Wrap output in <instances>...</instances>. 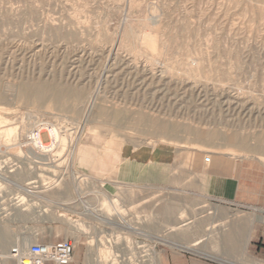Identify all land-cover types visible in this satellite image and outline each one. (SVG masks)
Instances as JSON below:
<instances>
[{
    "label": "rangeland",
    "instance_id": "rangeland-1",
    "mask_svg": "<svg viewBox=\"0 0 264 264\" xmlns=\"http://www.w3.org/2000/svg\"><path fill=\"white\" fill-rule=\"evenodd\" d=\"M128 1L0 0V93L6 95L0 99V106L16 110L15 115L0 113V119L7 118L10 121L6 124L18 126L17 132L6 135L4 129L9 125L0 123V128L5 127L0 129V161L6 162L0 170V227L8 231L6 242H0V264H19L13 251L25 254L33 243L67 239L75 246L72 264H112L117 247L114 242L128 252L130 237L143 238L106 218L118 221L121 215L146 233L164 235L168 223L183 212L205 215L195 220L202 225L201 233L216 218L208 210L231 212L228 205L216 201L182 193L180 201L174 199L176 195L168 199L166 192L103 179L80 158L79 147L88 129L105 127L142 136H163L152 123L136 120L138 115H144L156 123H165L172 135L180 124V141L186 145L199 142L196 147L201 149L204 160L207 154L227 152L264 161L253 149L257 143L264 146V0H136L131 7ZM125 8L130 16L122 36L124 45L113 61L107 50L118 39L115 29L119 19L127 17ZM147 22H154L157 28L162 26L157 35L160 42L169 43L163 60L173 62L171 72L161 73V67L149 72L144 56L132 52L142 46L140 38L147 31ZM194 67L196 70H192ZM106 76L111 81L102 94L105 101L99 100L97 105L104 106L108 115H92L83 125L78 123L74 111L60 112L56 106L41 107L26 96H17V85L27 79L44 77L76 84L82 77L102 80ZM70 102L71 99L68 105ZM117 111L122 112L120 117L114 116ZM42 118L59 124L66 146L61 144L45 154L25 145L23 138ZM213 131L223 136L235 134L244 138L248 146L209 147L203 142L209 139L207 133ZM42 138L49 142L46 135ZM215 140L216 144L226 143ZM32 151L45 155L44 159L36 163ZM82 178L87 180L81 182ZM32 179L38 182L33 184L36 187L31 193L25 189H29L27 183ZM103 185L120 201L116 207L121 213L108 215L103 210L97 219L86 207H101ZM60 214L83 224L78 233L71 231L69 224L58 217ZM217 224L213 239L194 248L214 254L217 260L245 261L248 256L242 250L226 245V223ZM189 229L186 226L179 234H168V238L180 243L192 241L198 233L189 235ZM113 231L123 232V236L114 241ZM162 247L167 246L158 245L159 250Z\"/></svg>",
    "mask_w": 264,
    "mask_h": 264
},
{
    "label": "crops",
    "instance_id": "crops-1",
    "mask_svg": "<svg viewBox=\"0 0 264 264\" xmlns=\"http://www.w3.org/2000/svg\"><path fill=\"white\" fill-rule=\"evenodd\" d=\"M79 153L98 176L119 185L159 190L166 192L168 199L176 195L174 199L179 201L180 193L227 201L234 215L224 212L226 216L220 220L226 223V245L250 257L241 261L264 264V212L253 209L264 207V161L218 152L207 154L211 159L205 163L195 143L180 141V124L170 137L142 136L105 127L88 129ZM183 243L189 245L191 241ZM188 250L162 247L159 264H229L228 259L217 260L213 254Z\"/></svg>",
    "mask_w": 264,
    "mask_h": 264
},
{
    "label": "bare ground",
    "instance_id": "bare-ground-1",
    "mask_svg": "<svg viewBox=\"0 0 264 264\" xmlns=\"http://www.w3.org/2000/svg\"><path fill=\"white\" fill-rule=\"evenodd\" d=\"M128 1V0H127ZM138 1V0H137ZM136 2V0H129L128 1V6H132L134 3ZM182 2V1H181ZM126 4V3H125ZM85 8V7H84ZM34 7H33V11H34ZM75 10V9H74ZM80 10V9H78ZM83 9H81L82 11ZM85 10V9H84ZM87 10V9H86ZM126 10V8H125ZM73 11V10H72ZM35 12V11H34ZM80 12V11H79ZM84 12V11H83ZM82 12V13H83ZM127 12V10H126ZM22 13V12H21ZM32 13V12H31ZM30 13V14H31ZM78 13V12H77ZM81 13V12H80ZM39 14V13H38ZM73 14V13H72ZM87 14V13H86ZM21 15V14H20ZM81 15V14H80ZM29 16V15H28ZM75 16V15H74ZM123 16V15H122ZM129 16L130 13L127 12V17L123 18L121 17V19H119L117 25H116V29H115V33L116 36H118V39H114L112 42L110 40V44H109V48L107 50V54L108 55H112L113 56V61L115 59H117L118 57V53H119V48L122 45V36L123 33L126 29V26L128 24L129 21ZM77 17V15H76ZM82 17V16H80ZM78 18V17H77ZM119 18V17H118ZM139 18V17H138ZM79 19V18H78ZM85 19V18H84ZM76 20V19H75ZM137 20V18H136ZM145 20H148L145 18ZM151 20V19H150ZM220 20V19H219ZM24 22V21H23ZM39 22V20H38ZM86 22V21H85ZM71 23H75V22H71ZM140 23V22H139ZM30 25V24H28ZM73 25V24H72ZM137 25V24H136ZM147 27H145L147 29L145 35L143 37H141V44L142 46L140 48L136 47L133 48L132 52H134L135 55H143L145 58V63L147 64V66L150 68V70L144 69L145 71L149 70V72L154 71L157 67H161V73H164L166 71L171 72L174 69V64L172 63H167L163 60V58L166 56H164L165 51L167 49V45L166 43H162V41H159L158 35H157V31L159 30L158 27L157 28V24H155L154 22H147L146 23ZM76 26V24H75ZM143 26V25H142ZM30 28V26H28ZM101 27V26H100ZM132 27V26H131ZM139 27V26H138ZM162 27V26H161ZM160 27V28H161ZM56 30H62L61 28L55 27ZM133 28V27H132ZM141 29V28H140ZM185 29V28H184ZM108 30V29H107ZM42 31V30H41ZM86 31V30H85ZM22 32V31H21ZM109 32V30H108ZM144 32V31H143ZM163 32V31H162ZM99 33V32H98ZM113 33V32H112ZM121 33V34H120ZM23 34V33H22ZM21 34V35H22ZM142 34V33H141ZM164 34V33H162ZM93 35V34H92ZM99 35V34H98ZM139 35V34H137ZM78 36V35H77ZM25 37V36H23ZM31 37V36H30ZM37 37V36H36ZM115 37V35H114ZM121 37V40H120ZM138 38L140 36H137ZM160 37V36H159ZM27 38V37H26ZM25 38V39H26ZM32 38V37H31ZM79 38V37H78ZM161 38V37H160ZM171 38V36H170ZM29 39V38H28ZM168 39V38H167ZM76 40V39H75ZM106 40V39H105ZM107 41V40H106ZM165 41V40H164ZM174 41V40H173ZM109 42V41H107ZM106 42V44L108 45V43ZM124 42V41H123ZM135 42V41H134ZM171 42V41H170ZM27 43V42H26ZM129 43V42H128ZM32 44V43H31ZM30 44V45H31ZM75 44V43H74ZM126 44V43H125ZM105 45V44H104ZM124 45V43H123ZM122 45V46H123ZM121 46V47H122ZM127 46V45H125ZM169 46V45H168ZM34 47V46H33ZM173 47V46H172ZM105 48V47H104ZM208 48V46H207ZM106 49V48H105ZM131 49V47H130ZM128 49V50H130ZM169 50V48H168ZM25 51V50H24ZM106 52V51H105ZM167 53V52H166ZM133 54V53H132ZM237 54V53H236ZM170 55V52L168 54V56ZM164 56V57H163ZM199 56V55H198ZM115 57V58H114ZM173 57V56H172ZM132 58V57H131ZM168 58V57H167ZM119 59V58H118ZM136 59V57H135ZM107 60V59H106ZM182 60V59H181ZM60 61V60H59ZM105 61V58H104ZM133 61V60H132ZM144 61V60H143ZM198 61V60H197ZM106 62V61H105ZM120 63L122 61H119ZM141 62V61H139ZM176 62V61H175ZM199 62V61H198ZM197 62V63H198ZM104 63V62H103ZM112 63V62H111ZM119 63V64H120ZM200 63V62H199ZM198 63V65H199ZM136 64H139L136 62ZM118 65V64H117ZM159 65V66H158ZM196 65V66H198ZM113 66L112 64L110 65V67ZM144 66V65H142ZM146 66V65H145ZM186 66V65H185ZM184 66V67H185ZM201 66V64H200ZM211 66V65H210ZM103 67V66H102ZM104 68V67H103ZM177 68V67H176ZM187 68V67H186ZM108 69V68H107ZM113 69V68H112ZM195 69L196 67L192 68V70ZM201 69V68H200ZM109 70V69H108ZM114 70V69H113ZM194 70V72H196ZM111 72V71H109ZM160 72V71H159ZM175 72V71H174ZM173 72V73H174ZM101 74L103 72H100ZM148 73V72H147ZM193 73V72H192ZM198 73V72H197ZM100 74V75H101ZM171 74V73H170ZM99 75V74H98ZM103 75V74H102ZM101 75V76H102ZM172 75V74H171ZM177 75V74H176ZM188 75V74H187ZM195 75V74H194ZM192 76V74H189V77ZM197 76V75H196ZM87 77V76H86ZM108 76H106L105 79H95V78H83L77 82L76 84H74V81L71 83L69 82V80H64L63 82H59L56 80H51V79H44V77L41 78H33V79H27V80H23L21 81L18 85H17V96H26L28 98V100H33L34 102H37L38 104H40L41 107H45V108H51L53 106H56L57 108H59L60 112H72L74 111V113L78 116V123L80 125L83 124H87V122L90 120L89 117L94 115L96 117H100L102 115H108L107 110L104 108V106H98L97 105V101L101 100V101H105L104 99H102V94L105 92L104 88L106 87V84L108 83V81H111L109 79H107ZM198 77V76H197ZM186 78V77H185ZM191 78V77H190ZM193 78V76H192ZM200 78V77H199ZM204 78V77H203ZM60 79V78H59ZM210 79V78H209ZM196 80V78H195ZM198 80V79H197ZM109 84V83H108ZM216 88V87H215ZM16 91V90H14ZM5 93L1 92L0 93V99L4 100L5 97ZM106 96V95H105ZM15 97V96H14ZM71 99V102L68 105V100ZM6 101V100H5ZM17 101V100H16ZM4 106V105H2ZM15 110V109H14ZM12 108H5V107H1L0 106V113H3V115H15L16 114V110L14 111ZM32 111V110H31ZM43 112V111H42ZM52 114V113H51ZM64 114V113H62ZM122 115V112L117 111L115 112L114 116L116 117H120ZM1 116V115H0ZM7 117V116H6ZM32 115H29V118H31ZM15 118V117H14ZM2 119V120H1ZM0 119V123L2 124V126H6V129L4 128H0L1 130L4 129V132L6 133V135H13L15 132H17L16 130L18 129L16 126H10V124H6L8 123L7 118H1ZM32 120V119H31ZM137 121L139 122H144V123H152L150 124L153 127H157L158 130L161 132V134L163 135V137H170L172 136L171 133H169V126H167L165 123H156L155 121H153L152 119H147L144 115H138V117L136 118ZM162 121V120H161ZM11 123V122H9ZM137 123V122H136ZM0 124V126H1ZM30 124V122L28 123ZM34 125V124H33ZM89 125V124H88ZM60 126L59 124H55L52 123L51 121L49 122V125L46 127V129H43L42 134L39 138V141L42 143V149L43 152H45V154H49L53 151H55L58 147H60L61 144L65 145L66 143V138L64 136H62V130H60ZM86 129V128H85ZM46 132L48 135H50L51 140L49 142H44L42 136L43 133ZM78 132V131H77ZM159 133V132H158ZM20 134V133H19ZM64 135V134H63ZM207 136L209 137V139H207L205 142L207 146L209 147H214V146H230V145H234V146H239L242 149L247 148L248 146V142L244 139V138H239L237 135L235 134H230L227 136H223L220 133H217L215 131L213 132H208ZM1 137V134H0ZM7 137V136H6ZM13 137V136H12ZM15 137V136H14ZM261 138V136L259 137ZM9 139V138H8ZM17 139V137H16ZM215 139H221V140H225V144H216V140ZM15 140V139H14ZM13 140V141H14ZM68 140V138H67ZM16 141V140H15ZM2 142V141H0ZM10 142V141H9ZM219 142V141H218ZM199 143V142H195ZM220 143V142H219ZM15 144V143H14ZM13 145V143H12ZM66 146V145H65ZM224 148V147H223ZM14 149V148H13ZM19 149V148H18ZM253 149L255 151H257L263 158H264V146H262L261 144L257 143ZM21 150V149H20ZM76 150V149H75ZM15 151V150H14ZM204 151V150H203ZM59 152V151H57ZM61 152V151H60ZM59 152V153H60ZM210 152V151H209ZM214 152V151H213ZM32 158L36 159V163H40L39 159H44L45 155H41L40 153H37L36 151H32ZM39 154V155H38ZM215 154V153H214ZM76 155V153H75ZM256 157V156H255ZM259 158V157H258ZM75 159V158H74ZM3 163H6L5 161H0V170L4 167ZM13 171V170H12ZM41 173H39L40 175ZM43 176V175H42ZM0 177H1V173H0ZM9 178V177H8ZM33 180V179H32ZM43 180V179H42ZM83 180H87L86 178H82L80 179V181L82 182ZM28 182V181H27ZM37 180H33V181H29L27 183V185H30L29 189H25V191L27 192H34L33 188L36 187L35 185H33L34 183H37ZM81 184V183H80ZM103 184V183H102ZM81 186H79L80 188ZM104 188V185H103ZM37 189V188H36ZM102 192V196H103V201L101 202V207L97 208V207H86L88 212H91L93 214H95V216H97V219H100V212L99 211H103L105 210L107 212L108 215H111L113 213L120 215L121 210L118 209L116 207V205H118V199L115 197V195L111 194V192L104 188L103 190H101ZM130 192V191H129ZM20 195V194H19ZM18 197V196H17ZM22 198V197H21ZM24 198V197H23ZM204 204V203H203ZM202 204V205H203ZM87 205V202H86ZM207 205V204H206ZM211 206V205H209ZM205 207V206H204ZM123 208V207H122ZM124 209V208H123ZM217 210V209H216ZM208 210L207 212L209 214H214V216L216 217L214 220H212L211 222L207 223L206 226L209 225V227H205L206 229L203 231V233H201L200 228H201V223H197L195 220L198 219V216L200 215H183L182 217H178L177 219H175L174 221L170 222V224L168 223V228L166 230V234L164 235H148L143 229L140 228V226H138V224H136L135 222H132L130 220L125 219L123 216L120 215L118 221H113L110 218H106L107 220H109V222H112L113 224L125 227L128 232L131 234L133 233H137L140 235H146L148 237H151L155 242H161L169 247H180V248H187V249H193L195 246L199 245L200 243L206 241V240H212L213 237L215 236V231L213 230L218 224L217 222L224 219L223 217H225V213L224 211H220V210ZM226 211V210H225ZM99 212V213H98ZM202 212V211H201ZM84 213V212H83ZM199 213V212H198ZM200 214V213H199ZM234 215V213H232ZM205 215H201L199 218L204 217ZM220 216V217H219ZM229 216V215H228ZM240 216V215H238ZM58 217H61L60 219L65 221L66 223L69 224V227L71 228L72 232L78 233V231L80 230V228L83 226V224H79V223H75L76 220H73L72 216H67L64 214H60L58 215ZM63 217V218H62ZM234 217V216H233ZM248 217V216H247ZM250 217V216H249ZM80 218V217H79ZM104 218V216H103ZM214 218V217H213ZM253 218V217H252ZM246 219V218H245ZM228 220V219H227ZM235 220V219H234ZM104 221V220H103ZM236 221V220H235ZM238 221V220H237ZM248 221V220H246ZM245 222V221H244ZM252 222V221H251ZM192 224V226H191ZM249 224V223H248ZM246 224V225H248ZM186 226H189L190 229L189 231H187V233L189 235H192L193 233H198L196 238L193 239L191 241V243L189 245H186L184 243H180V240H177L174 238L173 239H169L168 238V234L172 235L174 233H180L179 231L184 229ZM165 231V230H164ZM7 230L3 229L0 227V242L4 241L6 239L7 236ZM252 232V231H251ZM165 233V232H164ZM226 233V232H224ZM229 233V232H228ZM227 233V234H228ZM84 234V233H83ZM229 235V234H228ZM98 236V235H97ZM90 238V237H89ZM224 238V237H223ZM246 238V237H245ZM251 238V237H250ZM241 239V238H240ZM216 241V240H215ZM236 241V239L234 240V242ZM240 241V240H239ZM6 242V241H4ZM231 242V241H230ZM233 242V241H232ZM129 243H134V240L130 237L129 238ZM239 245V244H238ZM94 246V245H93ZM103 246V245H102ZM243 246V245H242ZM91 247V245H90ZM103 248V247H101ZM105 248V247H104ZM235 248V247H234ZM107 250V249H106ZM16 251V250H15ZM101 251V250H100ZM196 251V249H195ZM14 252V251H13ZM102 252V251H101ZM95 253V252H94ZM93 253V255H94ZM206 254V253H205ZM248 254V253H247ZM11 256H15L10 254ZM204 255V254H203ZM210 255V254H209ZM214 255V254H213ZM241 255V254H239ZM102 257V256H101ZM107 257V256H106ZM206 257V256H205ZM211 257V256H210ZM238 257V255H237ZM241 257V256H240ZM212 258V257H211ZM227 258V257H226ZM250 257H248L247 259H249ZM0 259H1V255H0ZM241 259V258H239ZM228 261V260H227ZM262 261V260H261ZM26 262H28V260H26ZM1 263V260H0ZM100 264V263H99ZM108 264V263H107ZM112 264H114L112 262ZM159 264V261L158 263ZM229 264H249L248 262H243V261H232L229 260ZM252 264H260L257 262H253Z\"/></svg>",
    "mask_w": 264,
    "mask_h": 264
},
{
    "label": "built area",
    "instance_id": "built-area-1",
    "mask_svg": "<svg viewBox=\"0 0 264 264\" xmlns=\"http://www.w3.org/2000/svg\"><path fill=\"white\" fill-rule=\"evenodd\" d=\"M50 120L42 118L38 119L34 127L29 130L26 136L23 138L25 145L32 147L36 151H43L42 143L39 138L42 134L43 129L49 125ZM48 137L51 140L50 135L46 132L43 136ZM45 140V139H44ZM211 159V155H206L205 163H208ZM218 203L227 204L225 200H215ZM253 209L261 210L264 212V207ZM114 241L120 239L123 236V232L113 231ZM134 235L140 236L143 239L134 240L131 243V247L126 252V248L121 244L114 242V264H156L158 263L159 249L158 245L161 242H155L151 237L146 235H140L133 233ZM148 235H151L147 232ZM120 236V237H119ZM129 243V240L127 241ZM167 246V245H165ZM169 247V246H167ZM172 249L179 250L180 247H170ZM74 243L71 239L57 241L53 243H33L29 246L27 253L19 254L18 250L14 251L16 257H18L19 264H70L74 257ZM134 249V250H133ZM28 260V262H26Z\"/></svg>",
    "mask_w": 264,
    "mask_h": 264
}]
</instances>
